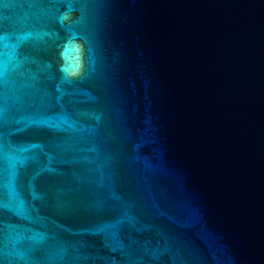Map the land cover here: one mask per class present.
Returning <instances> with one entry per match:
<instances>
[{
    "label": "water",
    "instance_id": "water-1",
    "mask_svg": "<svg viewBox=\"0 0 264 264\" xmlns=\"http://www.w3.org/2000/svg\"><path fill=\"white\" fill-rule=\"evenodd\" d=\"M0 264H264V0H0Z\"/></svg>",
    "mask_w": 264,
    "mask_h": 264
}]
</instances>
